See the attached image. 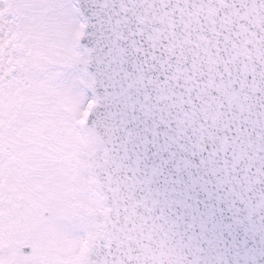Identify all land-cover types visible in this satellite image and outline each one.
Here are the masks:
<instances>
[{
  "label": "snow or ice",
  "instance_id": "6c2138e0",
  "mask_svg": "<svg viewBox=\"0 0 264 264\" xmlns=\"http://www.w3.org/2000/svg\"><path fill=\"white\" fill-rule=\"evenodd\" d=\"M0 264H264V0H0Z\"/></svg>",
  "mask_w": 264,
  "mask_h": 264
}]
</instances>
